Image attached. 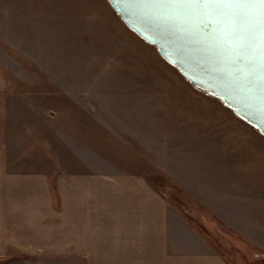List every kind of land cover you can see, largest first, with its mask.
<instances>
[{
    "label": "rangeland",
    "instance_id": "374dc122",
    "mask_svg": "<svg viewBox=\"0 0 264 264\" xmlns=\"http://www.w3.org/2000/svg\"><path fill=\"white\" fill-rule=\"evenodd\" d=\"M0 77L21 170L142 174L177 234L232 264H264V137L107 0H0ZM0 264L57 263L0 245Z\"/></svg>",
    "mask_w": 264,
    "mask_h": 264
},
{
    "label": "crops",
    "instance_id": "0c3cea01",
    "mask_svg": "<svg viewBox=\"0 0 264 264\" xmlns=\"http://www.w3.org/2000/svg\"><path fill=\"white\" fill-rule=\"evenodd\" d=\"M9 102L0 77V245L57 264H232L177 234L168 200L142 174L21 170Z\"/></svg>",
    "mask_w": 264,
    "mask_h": 264
},
{
    "label": "snow or ice",
    "instance_id": "6c2138e0",
    "mask_svg": "<svg viewBox=\"0 0 264 264\" xmlns=\"http://www.w3.org/2000/svg\"><path fill=\"white\" fill-rule=\"evenodd\" d=\"M121 2L130 11L155 10L146 14L147 23L163 28L181 46H196L201 65L228 87H246L248 99L264 115V0Z\"/></svg>",
    "mask_w": 264,
    "mask_h": 264
},
{
    "label": "water",
    "instance_id": "95a60500",
    "mask_svg": "<svg viewBox=\"0 0 264 264\" xmlns=\"http://www.w3.org/2000/svg\"><path fill=\"white\" fill-rule=\"evenodd\" d=\"M124 25L147 43L157 47L159 55L199 90L221 101L235 115L256 129L264 137V115L248 99L246 87L231 88L226 81L218 78L214 71L203 67V59L194 45L181 46L177 41L164 34L163 28H156L146 22V14L155 10L138 9L130 11L121 0H107ZM195 56V58H193ZM219 67V65H216Z\"/></svg>",
    "mask_w": 264,
    "mask_h": 264
}]
</instances>
